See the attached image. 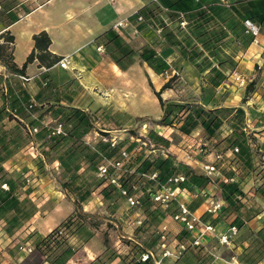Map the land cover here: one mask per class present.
<instances>
[{
	"label": "crops",
	"instance_id": "obj_1",
	"mask_svg": "<svg viewBox=\"0 0 264 264\" xmlns=\"http://www.w3.org/2000/svg\"><path fill=\"white\" fill-rule=\"evenodd\" d=\"M173 1L175 0H16L13 11L18 15V19L7 27L0 22V33L8 30L14 36L11 49L13 61L19 68L34 47L33 35L42 30L50 36L49 50L61 57H68L70 62L68 69H62L59 65L47 69L44 66H39L37 60L27 64L25 76L30 77V80L21 81V84L31 96L38 91L32 90L30 92L27 85L32 86L30 83H36L38 75L46 72L51 76L53 86L57 89L60 104L77 107L89 113L90 110L95 109L94 104L96 103L92 101V98L89 100L82 98L81 92L86 88V85L98 84L100 87H105L114 74L126 76L134 73L139 79V84L144 87L148 83L151 88L154 112L142 113L144 110L143 101L139 98L137 99L139 106L134 107V109L128 106L127 109H125L126 107L124 109L128 115L131 114L130 111H136L135 114H139L136 116L150 114L153 118L158 119L162 110L153 90L158 91L168 76L164 77L155 73L146 63L140 62L137 56L127 69L121 70L111 59L109 47L102 44V41L98 42L97 38L111 28L116 21L129 18L140 8L149 5H157L161 9L160 17L164 19L165 25L173 29L174 20L169 18L167 12L162 11ZM228 1L235 3L239 0ZM129 19L133 22V27L121 31L135 35L134 42L136 45H132L133 49L152 46L157 40L163 41L162 33L157 35L154 29L149 28L147 24L138 28L135 20ZM216 20L224 30L223 37L226 38H223L224 41H222V36L219 35L221 37L215 46L212 49L204 50V55L208 56L209 63L202 66V72H198L193 63L183 59L179 60L180 49L176 46H162L159 54L170 64L172 71H176L179 76L175 85L184 88L180 93L177 89H173V98L166 100L195 103L209 110L232 109L230 115L226 116L222 124L216 129L215 134L217 136L222 138L230 134L233 130L232 122L235 110L241 108L244 111L240 127L246 136V144L252 158V167L249 169L245 167V162L238 160L237 156L228 155L226 157V162L235 168V179L240 178L239 186L249 196L250 201L241 210L242 222L237 224L239 232L234 240L229 245H220L217 241V233L224 232L232 224L235 214L226 208L227 206L222 200L221 190L216 184L200 193L189 194L185 192L178 197L188 205L190 211L201 221L212 222L216 228L217 233L215 235L203 237L204 246L211 254V260L209 259L207 264H242L238 260V255L254 241L257 232L264 227V200L253 192L264 180L259 174L260 170L255 168L256 165L253 160L254 148L264 151V78L257 79L253 92L246 90L247 82L255 80L259 71H264V24H259L260 32L253 40L251 36L245 33L242 17L239 15L233 13L229 17L217 18ZM178 29L181 30L179 27ZM137 31L138 34L136 35ZM98 47L101 48L98 49ZM15 78L0 63V93L4 91L7 83L15 81ZM124 87L128 88V85L126 84ZM165 91L162 93L163 99L166 98L164 97ZM87 92L90 91L87 90ZM2 101L0 96V106ZM41 116L45 117L46 115ZM18 119L27 123L30 122V124H36L38 120L35 114L26 116L24 113H20ZM12 121L14 120L8 122ZM169 128L170 131L173 130L172 134H176L173 128ZM95 133L97 132L95 131ZM92 135V132H88L84 136V141L93 144L90 141L93 138ZM164 137L167 138L166 135ZM187 137L186 140L191 142V145H199L204 142H207L204 144L208 145L209 136L201 125H198ZM41 142L42 139H38L35 141V146L41 145ZM132 142L135 143V139ZM137 142L133 149H140V144H145L144 141L140 144ZM28 143L25 144L24 142L7 160L0 164L7 178L12 179L15 184L20 182L22 184L14 192V195L19 200L28 199L35 206L33 215L19 228H14L12 234L5 233L0 226V264H23L25 260L31 259V256L33 257L36 252L33 250L27 253L19 250L17 243L28 242L34 246L41 237L46 236L74 212L73 201L81 193L70 191L68 192L70 196L66 195L61 182L67 180L68 177L63 174L62 167L56 160L54 162L56 164L53 170L54 175L38 174L35 171L32 157L23 154L24 148H28ZM28 153L32 155L29 150ZM200 157L203 158L201 162L191 160L187 164H190L197 173L205 174L202 165L211 157L203 155ZM21 163L23 165H20ZM19 166H23V168L20 169ZM260 167L264 169V166ZM83 169L81 167L78 173H81ZM244 170L247 171L246 174H244ZM85 176L84 173L83 177ZM215 176L214 173L211 178L214 179ZM26 177L30 180L29 182H26ZM88 181L91 179L83 180V182ZM214 201H221L223 206L220 211L211 213L207 209ZM116 203L118 207L114 212L109 209L106 210L105 207L103 208L104 203L101 198L92 192L81 202V205L84 212L95 215L86 217L84 227L76 231L68 242L61 244L48 260L43 256H38L41 264H99L98 254L101 245L98 243L99 239L96 234L92 236L96 229L91 225L92 222H88L89 219L98 218L99 214H106L111 218H116L119 223H127L125 226L128 229L132 228L128 223H131L135 230L140 226L134 223L137 219L136 215L139 214L135 208L130 207L124 198H118ZM171 204L173 205L172 211L175 213L177 204L176 202ZM254 212L256 213L253 215ZM170 214H167L161 223L166 222L169 232L175 237L183 229V226L178 222L177 226H174L170 222V220L174 221L168 216ZM160 224L155 227L152 226L149 232H155ZM130 239L140 244L138 241ZM194 262L193 259H188L186 262L183 261V258L178 261L164 259L163 264H196ZM258 264H264V260Z\"/></svg>",
	"mask_w": 264,
	"mask_h": 264
},
{
	"label": "trees",
	"instance_id": "obj_2",
	"mask_svg": "<svg viewBox=\"0 0 264 264\" xmlns=\"http://www.w3.org/2000/svg\"><path fill=\"white\" fill-rule=\"evenodd\" d=\"M15 4L16 0H0V22L6 27L18 19V15L13 11ZM167 8L169 18L174 22L178 23L179 13L185 14L188 21L186 33L178 35L174 29L168 28L164 23V19L160 17L161 9L157 5H149L140 8L129 18L135 20L137 15L143 16L144 22L138 23L135 20L138 28L143 24L148 25L151 22H158V25L162 27L163 41L157 40L152 46H143L135 50L131 45L125 43L112 27L102 33L97 41H102V44L109 47L108 51L111 59L121 70L127 69L137 56L140 62L146 63L155 73L164 77L168 76L158 91L153 90L162 113L158 119H152V121L173 128L180 137L189 136L198 125H201L209 136L208 145L205 146L215 152L225 153L222 159L214 163L217 169L214 179L208 175L197 173L190 166L175 161L170 155H153L150 149L142 146L140 149H133L137 141L135 143L127 141V144L120 141L115 147H110L108 143L102 140L93 144L86 143L84 136L91 129L97 128V121L93 115L83 109L60 104L59 99L48 103V105L46 103L43 110L53 116L51 120L60 121L65 125L64 134L49 136V128L41 123L44 119L41 115H45L42 113L37 116L36 124L19 120L20 113L29 116V114H33L35 110L44 105V102L41 101L44 90L40 88L34 96H31L21 84V79L18 76H25L27 64L34 60L39 62V66L48 69L57 65L62 57L49 50L50 36L42 30L33 35L34 47L19 68L13 61L11 49L14 36L8 30L0 33V39H2L0 41V63L16 77L15 81L8 82L4 91L0 93L3 100L0 106V123L5 119L16 121L13 127L14 136H10L8 131L0 128V164L7 160L19 146L27 142L30 139H28V136H34V138L42 139L41 147L43 149L41 153L44 157H49L54 162L55 160L58 161L63 174L68 177L67 180L61 182L66 195L69 197L68 192L70 191L81 192L78 198L73 201L75 210L71 215L46 236L41 237L34 246L29 243L36 253L33 257L31 256V259L25 260L23 264H41L38 256H43L48 260L61 244L68 242L76 231L84 227L86 217L95 214L84 212L81 202L90 196L92 192H95L101 198L107 208H110L112 212L115 211L118 207L117 199L124 197L115 185L107 179L97 176L98 166L107 160H123L119 170L110 168L108 173L115 174L119 186L125 189L128 194H133L137 190L140 191L139 208L145 215V219L136 231L147 233L152 226L159 225L166 214L173 213L172 204L166 209H162L161 206L152 201L150 194L168 184L169 179L178 175L184 176V180L178 183L179 188L189 194L200 193L216 184L221 190L222 200L226 204V208L235 214L232 224L238 226L242 222L241 210L247 206L248 202L250 203L249 196L241 190L239 186L240 178L235 179V168H232V165L226 162V157H228L226 152L237 147L238 152L235 154L238 160L244 161L245 167L248 169L252 167V158L246 144V136L240 127L244 111L241 108L235 110L232 122L233 130L230 134L221 138L215 134V131L222 124L223 119L230 115L232 109L209 110L195 103L163 99V91L172 88L176 74L172 73V67L159 54V51L162 46H176L180 49L179 60L183 59L193 63L198 72H202V66L209 63L208 56L204 55V50L212 49L219 38L223 37L224 30L216 19L229 17L234 13L242 17V23L247 18L258 26L259 24L262 25L264 24V0H239L235 3L228 0L226 3L221 1L204 3L203 0H175ZM212 22L213 24H211ZM219 35L221 36L219 37ZM37 78L36 83L42 87L53 84L51 76L46 72L40 73ZM256 83V79L247 82V92H253ZM29 106L31 107L29 108ZM102 116L104 119L108 118L105 113H102ZM26 126H38L39 131L34 135H28L25 132ZM98 130L101 133L111 131L106 128H98ZM176 134H173V139H175ZM148 139L149 143L163 145L164 147H169L171 143L169 139L153 130L149 131ZM122 152L129 153L130 158L124 160ZM81 167L84 169L81 173H78ZM244 171V174H246L247 171ZM88 172L93 173L91 181L83 182V175ZM154 173L156 174L154 178L148 177ZM261 176L264 179V173ZM3 183L7 185V189L1 187ZM21 185V182L15 184L12 179L7 178L0 165V226L9 235L12 234L14 228L23 225L35 212V206L28 199L19 200L14 195V192ZM253 192L264 200V180ZM91 225L95 228L98 227L96 222H92ZM175 238L185 246V250L174 261L183 258L184 262L193 259L196 264H207L209 259L211 260V254L204 245H192L191 235L186 229H181ZM159 240V233L156 230L149 234L148 239L143 244L129 241L128 249L131 258L128 263L123 261L124 264H154L151 258L141 261L140 255L142 252L153 248L159 243ZM19 245L20 243H17V246ZM238 260L242 264H258L264 260V227L257 232L254 241L238 255Z\"/></svg>",
	"mask_w": 264,
	"mask_h": 264
},
{
	"label": "rangeland",
	"instance_id": "obj_3",
	"mask_svg": "<svg viewBox=\"0 0 264 264\" xmlns=\"http://www.w3.org/2000/svg\"><path fill=\"white\" fill-rule=\"evenodd\" d=\"M215 1H221V0H203L204 3H210ZM227 1V0H226ZM230 2V1H229ZM164 12L168 13V10H163ZM142 23V22H140ZM159 23H149V28L154 29V32L158 35L161 34L157 33V28L160 27L158 25ZM174 27L173 29L178 33V35H182V33H186V29H178V23L173 22ZM119 35H121V38L123 37V41L125 43H130V45H136L134 42L135 35L127 34L123 31H115ZM138 34V31L136 32V35ZM225 39L226 37H222ZM105 53V51L103 50ZM123 77V78H122ZM178 75L176 74V78L173 82L172 88L167 89L164 92L165 99H171L173 98V89L178 90L179 93L184 89L183 87H178L177 85V79ZM264 78V71H259L257 75L255 76V79ZM138 77L134 73L127 74L126 76H122L121 74H114L113 77H111L108 80V84L105 87H100L98 84H91L86 85V88L81 92L82 98L84 100H89V98H92V101H94V110H90L89 113L93 115L95 120L97 121V128L91 129L89 132H92L93 137L90 141L93 143H97L98 141H101V132L98 130V128H106L111 131H118L119 137L121 140V143H126L127 141H138L137 143H141L142 141H145V144H140L143 148L150 149L153 155H170L175 161L183 163L187 166H190V164H187L188 161L191 160H199L202 161L203 158H199L201 155L200 153L196 152L195 149L199 147V145L204 144L201 143L199 145L190 144L191 142H188L186 139L188 137H180L176 135L175 139H173V130L170 131L169 127H165L159 124H156L152 121V119H155L150 114H142V116H136L139 115L138 113L135 114L136 111H130V115H128V112L125 110L127 107H131L134 109V107L139 106L137 104V99H141L143 101V112L142 113H148V112H154L151 101V88L149 87L148 83L144 85V87L138 83ZM123 81V82H122ZM32 86L27 85V89L32 92L38 91L40 88L44 90L43 97L41 98V101L44 102V105L40 106V109L35 110L33 114L36 115V117L39 114H45L46 116L44 119L51 120L53 119V116L49 113L44 112L46 105L48 103L55 101L56 99H59L57 96V89L53 86V84L50 86L46 85L45 87H42L38 83L31 82ZM89 84V83H88ZM128 85L127 87H124V85ZM175 85V86H174ZM86 90V92H85ZM89 90L90 92H87ZM34 96V94H32ZM88 96V97H87ZM80 98V96H78ZM47 103V104H46ZM46 104V105H45ZM124 107H126L124 109ZM102 113H105L107 115V119H104L102 116ZM29 116H31L29 114ZM16 121L8 122L7 119L2 121L0 123L1 130L8 131V134L10 136H14L15 131L13 130V127L15 125ZM155 131L159 135H166L167 138L170 140L169 147H164L163 145H149V139H148V133L149 131ZM95 131L97 133H95ZM24 132V131H23ZM25 134V132H24ZM30 138V139H29ZM28 141H37L38 138H34V136H28ZM175 141V142H174ZM204 141V140H203ZM25 142V144L27 143ZM174 144V146H173ZM42 147L39 144L38 146H35L34 144V151L35 155H31L28 153V149L24 148L23 154L25 156L32 157V160L35 164V171L38 174H53V170L55 169V163L54 161H51L49 157H44V155L41 153ZM147 153V152H146ZM254 154V164L256 165V168L260 170V174L262 175L264 173V169L260 166H264V151L259 150L258 148L253 151ZM188 155V156H187ZM233 156V155H231ZM236 156V154H234ZM208 159V158H206ZM211 159V158H210ZM209 160V159H208ZM207 160V161H208ZM42 167H41V164ZM189 163V162H188ZM192 164V163H191ZM20 165H23L22 163ZM193 165V164H192ZM191 167V166H190ZM20 169L23 168V166H19ZM93 173H86V176L83 177L85 181H87L89 178H92ZM31 176V175H28ZM55 176H57L55 174ZM87 178V179H86ZM170 206V205H169ZM168 206V207H169ZM106 208V210H110V208H107L106 204L104 203L103 208ZM110 219L112 220L109 222ZM88 222H96L98 224V227L95 228L96 230L93 231L92 236L96 234L98 237V243L101 245L100 251L98 254V258L100 259V264H124L128 263L129 259L131 258V254H129L128 250V243L129 241H132L130 238H132L135 241H138L139 243H144L148 237L150 232L143 233L140 231H136L131 223H128L131 225V229H128L127 226H125L124 222H117L116 218H111V216H107L106 214H99L98 218L93 217L88 220ZM174 226H177L176 221H171ZM153 229V228H152ZM154 231V230H153ZM142 236V237H141ZM130 237V238H128ZM169 239L173 238V235L171 232L169 233ZM96 242V241H95ZM134 242V241H133ZM97 244V243H96ZM190 255V254H189ZM124 261V262H123Z\"/></svg>",
	"mask_w": 264,
	"mask_h": 264
},
{
	"label": "built area",
	"instance_id": "obj_4",
	"mask_svg": "<svg viewBox=\"0 0 264 264\" xmlns=\"http://www.w3.org/2000/svg\"><path fill=\"white\" fill-rule=\"evenodd\" d=\"M221 2L226 3V0H221ZM165 10H168V8H166ZM179 14H180V19L178 21V27L180 29H186L188 21L185 18V14L182 12ZM135 20L138 23L145 21L142 15H137ZM133 25H134L133 22L129 18H125V19L116 21L113 24L112 28L113 30L119 32L123 29L132 28ZM243 26H244L245 33L251 36L253 40H255L257 35L260 32V27L247 18L243 20ZM161 31H162V27H158L157 32L160 33ZM100 48L101 47H98V49ZM57 65H59V67L62 69H68L70 65L68 57H65V56L62 57L58 61ZM172 73L177 74L176 71H172ZM18 77L23 82L30 80V77H27V76L19 75ZM45 84L46 83L44 82V85ZM30 107L31 106H29V108ZM41 123L43 124V126H46L49 128V136L64 134L65 125L60 121L43 119ZM38 131H39L38 126H26L25 127V132L28 135H34ZM101 140L105 143H108L110 147L117 146L121 141L119 137V132L115 130L102 132ZM149 145L153 146V144L151 143H149ZM27 149L30 151V153H32L33 156L35 155L33 141H29ZM195 151L200 153L203 156L211 157L210 160L206 161L202 165L205 175H208L209 177H211L212 174L217 172V169L214 163L222 159L225 153L215 152L209 149L208 147H206L205 144L199 145V147H197ZM236 152H238V148L234 147L233 149L228 150L226 154L234 155ZM122 157L124 160H128L130 158V154L127 152H122ZM122 164H123V160H120V161L107 160L106 162L98 166L97 176L100 178L107 179L111 184L117 187L120 194L124 197V200L126 201V203L130 207L135 208L136 212L139 213L136 215L137 219L134 221V223L137 225H141L145 219V215L141 212L139 208L140 191L137 190V192H134L133 194H128V192L125 189L119 186L117 182V177L115 176V174L108 173L110 168H113L114 170H119ZM155 176L156 174L154 173L148 177L154 178ZM183 180H184V176L182 175H178V176H175L169 179L168 184L152 192L150 194V197L152 201L156 203L157 205L161 206L162 209H166L173 201L176 202L177 211L168 216L172 220L182 225L183 228L186 229V231L191 235L192 245L194 246L204 245L203 237L205 235H215L217 233L216 228L214 224H212L211 222L201 221L199 217H197L193 212L190 211L188 205L184 201H181L178 198L181 194L185 193V191L181 190L178 186V183ZM29 181L30 180L28 179V177H26V182H29ZM1 187L4 189H7V185L5 183H3ZM222 206H223V203L221 201H214L208 206L207 210L211 213H216L217 211L221 210ZM157 232L159 233V237H160L159 243H157L153 248L148 249L145 252H142L140 255L141 256L140 260L146 261L147 259L151 258L154 264H163L164 259H168V260L178 259L182 255L183 251L185 250V246L179 243L175 237H173L172 239H169L170 232H169L166 222H163L160 224V226L157 228ZM238 232H239L238 226L234 224L229 225L224 232L217 233V241L220 245H229L234 240V238L237 236ZM18 248L19 250H23L27 253H30L31 251L34 250L33 247L28 242L20 243Z\"/></svg>",
	"mask_w": 264,
	"mask_h": 264
}]
</instances>
